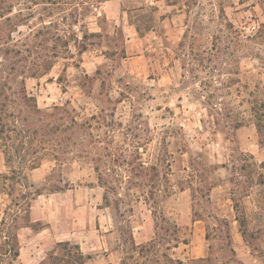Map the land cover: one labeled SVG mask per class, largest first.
<instances>
[{"label": "rangeland", "instance_id": "rangeland-1", "mask_svg": "<svg viewBox=\"0 0 264 264\" xmlns=\"http://www.w3.org/2000/svg\"><path fill=\"white\" fill-rule=\"evenodd\" d=\"M106 1L0 0V97L28 128L9 136L20 147L43 116L17 94L21 70L62 124L27 172L33 209L0 176V264H39L65 240L85 264H264V0H121L127 20L154 18L130 41Z\"/></svg>", "mask_w": 264, "mask_h": 264}, {"label": "trees", "instance_id": "trees-1", "mask_svg": "<svg viewBox=\"0 0 264 264\" xmlns=\"http://www.w3.org/2000/svg\"><path fill=\"white\" fill-rule=\"evenodd\" d=\"M106 1V0H103ZM152 10H156L157 6L152 5L149 6ZM148 24L145 28L142 27V24L139 23L137 20L132 21L137 28V31L143 36L146 33H148L152 28V22H154L153 16H150L149 19H147ZM80 52H83L88 49L87 46L82 45V47L79 48ZM0 51L2 49L0 48ZM5 53H10V49L4 50ZM20 52V51H18ZM17 66L14 64L11 66L10 70L11 73L13 71H17ZM22 79L20 81V87L17 91V94L19 95L20 99L25 105V109L29 114H35V113H41L43 116H40L38 118V121H31L26 116L23 120L28 122V125L33 124L34 128L32 131H28V134L20 135V139L18 141L20 147H17V141L12 140L9 136L10 131H25L28 128H24L23 125L20 123V120L18 119H11L9 120L6 118L8 116V106L11 105V100H9L8 96H3L4 101L0 97V150L4 154V158L6 161L7 166L12 171L13 176H8L7 174L0 173V176H2L4 179H13L15 184H19V188L12 187V190H19L21 192V201L16 202L15 204L18 205V211H29L31 207V202L33 199H35L38 195L42 194L43 192L32 182L28 179V170H32L34 168H37L40 166L42 160L44 159L45 155L48 153L49 147L46 146V144H49L52 141H55V138L59 135V132L61 131L62 124H57L55 120H51L48 122H44L45 119H47L48 116L54 115V113H46L43 111L37 104L36 98L28 92L25 86V78L30 75V72H25V70H21ZM17 73V72H16ZM27 73V74H26ZM2 95V93H1ZM58 110V107H55V110ZM256 113H258V110H255ZM54 119V118H53ZM41 122V123H39ZM258 131L259 133H262L263 126L262 124L258 123ZM20 126V127H19ZM28 127V126H27ZM23 128V129H22ZM41 136L51 137L48 140H41ZM39 140L38 143H34ZM41 140V141H40ZM52 140V141H51ZM55 143V142H54ZM53 150L55 148L51 146ZM24 151L26 156H20L19 162L16 166H14V157L13 155L17 154L20 155ZM43 154H40L42 153ZM10 185V184H9ZM10 195L11 192H8ZM11 207H8L5 210V216L6 214L10 213ZM20 218V215H15L13 218L14 221H18ZM7 224L6 217L2 220L3 227ZM16 226V224H15ZM241 226L243 225V222L241 221ZM13 225H9L8 230L10 231V228ZM16 228H19L16 226ZM244 232V231H243ZM14 238H16L17 241V234H14ZM58 250L53 251L49 256L42 260L39 264H85L86 258L90 256H86L83 251L81 250V247L79 244L72 243L69 240L58 242ZM11 251H13V257L15 259L19 256V249L14 244L10 248Z\"/></svg>", "mask_w": 264, "mask_h": 264}, {"label": "crops", "instance_id": "crops-1", "mask_svg": "<svg viewBox=\"0 0 264 264\" xmlns=\"http://www.w3.org/2000/svg\"><path fill=\"white\" fill-rule=\"evenodd\" d=\"M101 12L102 14L108 19V20H111V21H114L115 23L119 24V23H123V24H126L127 26H129L131 29L133 28L134 29V32L133 34L130 33L128 35V38L129 41L132 40L134 38V35H138V37H143L138 31H137V28H136V25L132 22V21H129L126 19V17L124 15H122L123 13V10H122V2L121 0H107L103 6H102V9H101ZM120 25V24H119ZM131 35V37H130ZM41 196V195H39ZM34 201L38 200V197H36L35 199H33ZM32 205V204H31ZM34 208V204L31 206V209ZM33 212V211H32ZM36 220L40 219L39 217L38 218H35ZM236 220L238 221L239 219L236 218ZM44 229L41 230V232L43 231ZM39 233V232H38ZM71 241V240H70ZM203 244H199V246H195L191 249L192 252H198V254H196L195 256L193 257H198L200 259H204L206 255H208V247L205 246V240L202 241ZM78 243V242H76ZM190 255V254H189ZM191 256L190 257L188 256L186 259H191ZM182 263V262H181ZM180 263V264H181ZM248 263V261H247ZM185 264V263H183Z\"/></svg>", "mask_w": 264, "mask_h": 264}]
</instances>
